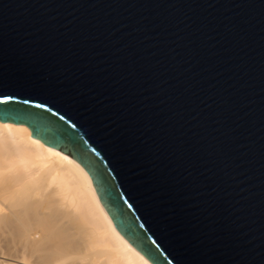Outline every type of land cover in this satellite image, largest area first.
I'll return each mask as SVG.
<instances>
[{
    "label": "water",
    "instance_id": "1",
    "mask_svg": "<svg viewBox=\"0 0 264 264\" xmlns=\"http://www.w3.org/2000/svg\"><path fill=\"white\" fill-rule=\"evenodd\" d=\"M6 96L147 259L264 264V0H0Z\"/></svg>",
    "mask_w": 264,
    "mask_h": 264
},
{
    "label": "bare ground",
    "instance_id": "2",
    "mask_svg": "<svg viewBox=\"0 0 264 264\" xmlns=\"http://www.w3.org/2000/svg\"><path fill=\"white\" fill-rule=\"evenodd\" d=\"M152 264L114 226L91 178L23 124L0 122V264Z\"/></svg>",
    "mask_w": 264,
    "mask_h": 264
},
{
    "label": "snow or ice",
    "instance_id": "3",
    "mask_svg": "<svg viewBox=\"0 0 264 264\" xmlns=\"http://www.w3.org/2000/svg\"><path fill=\"white\" fill-rule=\"evenodd\" d=\"M11 99H12V96H6L4 99H0V104H8L9 101H10ZM19 103H21V104H23V105H27V104L30 103V100H28V99H25V100H19ZM32 106L35 107V108H37V109H39V108H44L45 103H42V102H41V103L34 104V105H32ZM45 110H47V111H51L50 109H45ZM53 114H55V113H53ZM60 119H61V120H64V117L61 116ZM72 127H75V124H73ZM125 203H127V201H125ZM128 207L131 208L132 205H131V204H128ZM140 227H141V228H144L145 225H144V224H141ZM151 243H152V244H156V241L153 240ZM157 247H159V245H157ZM148 260L152 261V264H155V262H154L153 260H151V259H149V258H148ZM145 264H147V261H145ZM169 264H172V262L169 261Z\"/></svg>",
    "mask_w": 264,
    "mask_h": 264
}]
</instances>
